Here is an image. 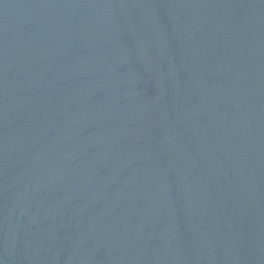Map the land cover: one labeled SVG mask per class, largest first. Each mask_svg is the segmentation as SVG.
<instances>
[{
	"label": "water",
	"instance_id": "1",
	"mask_svg": "<svg viewBox=\"0 0 264 264\" xmlns=\"http://www.w3.org/2000/svg\"><path fill=\"white\" fill-rule=\"evenodd\" d=\"M0 264H264V0H0Z\"/></svg>",
	"mask_w": 264,
	"mask_h": 264
}]
</instances>
